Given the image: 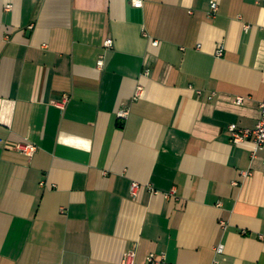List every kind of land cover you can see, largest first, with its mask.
<instances>
[{"label": "crops", "instance_id": "crops-1", "mask_svg": "<svg viewBox=\"0 0 264 264\" xmlns=\"http://www.w3.org/2000/svg\"><path fill=\"white\" fill-rule=\"evenodd\" d=\"M130 1L0 0V264H264V0Z\"/></svg>", "mask_w": 264, "mask_h": 264}, {"label": "built area", "instance_id": "built-area-1", "mask_svg": "<svg viewBox=\"0 0 264 264\" xmlns=\"http://www.w3.org/2000/svg\"><path fill=\"white\" fill-rule=\"evenodd\" d=\"M131 5L135 8H141L142 6V0H131ZM210 9L211 12L210 14L213 15L217 11V5L214 2H211L210 4ZM245 31H248L249 27L245 26L244 27ZM158 45L157 41L152 42V46L156 47ZM114 47V42L112 38H106L103 42V53L100 54V56L97 59L96 62V67L98 70H103L105 65H106V56L107 53L111 52ZM222 55V48H219L216 51V56L220 57ZM149 71L145 70L143 72V76H148ZM143 91V88L139 85L137 86L134 94V99H137L141 96V93ZM243 102L242 98H237L236 99V104L240 105ZM259 119L252 129H247V128H239L236 124H231L228 126L227 131L230 136V141L232 144L235 145H241L245 144L247 142H251L253 149H252V158H254L255 153L257 151H260L264 148V100L260 103L259 105ZM128 115L127 110H121L118 112L117 116L119 119H125ZM38 148L37 146L30 144V143H22L19 144L15 147V151L18 152L19 154L27 157V158H32ZM245 176L248 174L245 173ZM141 188V184L137 182H132L130 184L129 192L132 197H136L137 193L139 192ZM148 190L152 192V189L148 187ZM220 206V204H218ZM222 227H224V223H221ZM259 239H263V236L260 235ZM224 252V246L222 244L218 245L215 248V255H221ZM216 263V261H214ZM121 264H134V254L133 252H128L124 255ZM146 264H167L165 260L164 254H161L159 256H155L154 254H149L148 257L146 258Z\"/></svg>", "mask_w": 264, "mask_h": 264}]
</instances>
